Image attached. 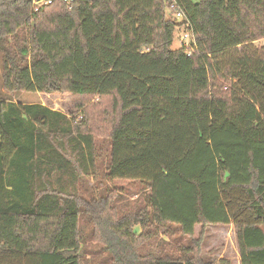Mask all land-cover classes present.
I'll list each match as a JSON object with an SVG mask.
<instances>
[{"label": "trees", "instance_id": "trees-1", "mask_svg": "<svg viewBox=\"0 0 264 264\" xmlns=\"http://www.w3.org/2000/svg\"><path fill=\"white\" fill-rule=\"evenodd\" d=\"M173 1L0 0L4 88L71 95L74 117L0 101V264H213L210 227L264 264V0H176L180 22ZM103 136L107 180L149 190L135 211L79 193Z\"/></svg>", "mask_w": 264, "mask_h": 264}, {"label": "rangeland", "instance_id": "rangeland-1", "mask_svg": "<svg viewBox=\"0 0 264 264\" xmlns=\"http://www.w3.org/2000/svg\"><path fill=\"white\" fill-rule=\"evenodd\" d=\"M182 30H177L173 40V51L181 50L180 35ZM227 59L220 57L218 67L221 69L226 66ZM12 101L15 104L21 105H42L51 110L64 114L68 118L73 110V97L68 94H45V93H30L25 91L9 92L3 86L2 81V55L0 54V101ZM84 110L80 111V114ZM107 137H95L96 149V170L97 175L83 178L78 189L80 195L89 201L100 200L102 198L114 195L115 202L119 207H122L125 212L135 211L136 208L144 206L148 189L145 185L134 181H108L106 178V167L110 159V140ZM117 205V204H116ZM138 208V209H139ZM88 218L84 217L82 222H87ZM160 233L168 231V235H161V239L171 242L175 247H184L189 244L188 238H184L180 233L178 226H165ZM264 229V228H263ZM229 231V230H227ZM201 227H196V237L200 235ZM225 237L224 240L221 237ZM236 242L231 231L222 235L220 230L215 228L208 229L203 245L202 258L213 264H220L221 261H228L229 264H241L236 252ZM100 248L101 246L96 245Z\"/></svg>", "mask_w": 264, "mask_h": 264}, {"label": "built area", "instance_id": "built-area-1", "mask_svg": "<svg viewBox=\"0 0 264 264\" xmlns=\"http://www.w3.org/2000/svg\"><path fill=\"white\" fill-rule=\"evenodd\" d=\"M52 1H45L43 4L45 5H49L51 4ZM169 9L172 11L174 18L176 19V21H184L187 20L184 12L182 10H180L179 8V4L176 0H174L171 4ZM188 28L185 29H181L183 32L180 35V44H181V49L184 51V53L188 56L191 57L194 50L197 48L194 36H193V32L192 30H190L191 25L188 24L187 25ZM180 30V31H181Z\"/></svg>", "mask_w": 264, "mask_h": 264}, {"label": "crops", "instance_id": "crops-1", "mask_svg": "<svg viewBox=\"0 0 264 264\" xmlns=\"http://www.w3.org/2000/svg\"><path fill=\"white\" fill-rule=\"evenodd\" d=\"M210 228H215V229H217V230H220L221 231V233H222V235H224V233H229V231H231L232 232V234H233V236H234V239H235V242H236V246H235V248H236V252H237V254H238V257L237 258H239V260H240V256H239V252H238V247H237V241H236V238H235V232H234V228L233 227H210ZM209 228V229H210ZM227 230H229V231H227ZM221 239L222 240H224L225 239V237H221Z\"/></svg>", "mask_w": 264, "mask_h": 264}]
</instances>
